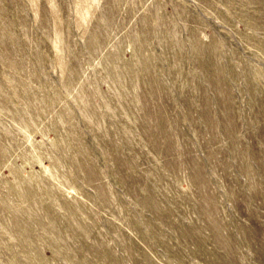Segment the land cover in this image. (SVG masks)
Returning <instances> with one entry per match:
<instances>
[{
	"label": "rangeland",
	"instance_id": "rangeland-1",
	"mask_svg": "<svg viewBox=\"0 0 264 264\" xmlns=\"http://www.w3.org/2000/svg\"><path fill=\"white\" fill-rule=\"evenodd\" d=\"M0 264H264V0H0Z\"/></svg>",
	"mask_w": 264,
	"mask_h": 264
}]
</instances>
